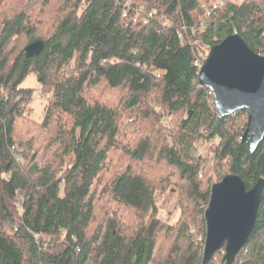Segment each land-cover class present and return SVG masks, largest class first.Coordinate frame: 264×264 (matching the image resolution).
<instances>
[{
    "label": "trees",
    "instance_id": "16d2710c",
    "mask_svg": "<svg viewBox=\"0 0 264 264\" xmlns=\"http://www.w3.org/2000/svg\"><path fill=\"white\" fill-rule=\"evenodd\" d=\"M216 1L0 0V264H202L211 187L264 181V138L250 154L196 64L233 34L264 56V0ZM233 264H264V185Z\"/></svg>",
    "mask_w": 264,
    "mask_h": 264
},
{
    "label": "water",
    "instance_id": "95a60500",
    "mask_svg": "<svg viewBox=\"0 0 264 264\" xmlns=\"http://www.w3.org/2000/svg\"><path fill=\"white\" fill-rule=\"evenodd\" d=\"M43 46L42 41L27 45L26 56L39 55ZM198 83L211 92L220 117L246 111L241 142L248 144L252 154L264 138V56L251 50L240 35L228 36L209 50L199 68ZM263 185L260 179L247 190L239 176L229 174L211 187L204 212L202 264H208L223 247V261L233 264L255 224Z\"/></svg>",
    "mask_w": 264,
    "mask_h": 264
},
{
    "label": "rangeland",
    "instance_id": "374dc122",
    "mask_svg": "<svg viewBox=\"0 0 264 264\" xmlns=\"http://www.w3.org/2000/svg\"><path fill=\"white\" fill-rule=\"evenodd\" d=\"M207 54V53H205ZM21 87L26 88H37V79L34 75H29L21 84ZM44 105H45V99L41 98L37 95L36 91H34L33 99L30 103L31 108V118L37 122L41 121L43 117L44 112ZM24 129L19 128L17 131V134L24 135ZM162 201V200H160ZM174 203H175V196H168L163 199L162 202H159L160 205V216L162 218H169L170 222H173L176 220L178 216V210L174 209Z\"/></svg>",
    "mask_w": 264,
    "mask_h": 264
},
{
    "label": "built area",
    "instance_id": "2783aa9c",
    "mask_svg": "<svg viewBox=\"0 0 264 264\" xmlns=\"http://www.w3.org/2000/svg\"><path fill=\"white\" fill-rule=\"evenodd\" d=\"M223 4H224V0H217L215 3L212 4L211 9L206 12V16L209 17L213 10L219 9L221 6H223ZM140 13H141V11L138 12L137 15L140 14ZM124 15H126V14H124ZM151 16H152L151 13L148 14V17H151ZM137 17L138 16L133 17V19H132L133 22L137 21ZM144 22L146 23L147 21H144ZM183 29L186 30L188 28L187 27H183ZM190 30H191V32L193 34L196 33V32L197 33L203 32L205 30V24L202 22L197 27H191ZM178 36H179L180 39H182V34L181 33H179ZM196 54L198 55V53H196ZM196 59H197L196 60V64L200 68L203 65L204 61L200 60L199 58H196ZM197 241H200V238H197Z\"/></svg>",
    "mask_w": 264,
    "mask_h": 264
}]
</instances>
